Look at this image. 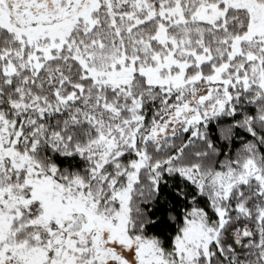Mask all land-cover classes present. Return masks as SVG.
<instances>
[{"label": "snow or ice", "instance_id": "obj_1", "mask_svg": "<svg viewBox=\"0 0 264 264\" xmlns=\"http://www.w3.org/2000/svg\"><path fill=\"white\" fill-rule=\"evenodd\" d=\"M0 264H264V0H0Z\"/></svg>", "mask_w": 264, "mask_h": 264}]
</instances>
